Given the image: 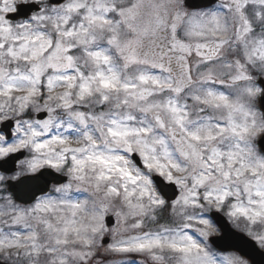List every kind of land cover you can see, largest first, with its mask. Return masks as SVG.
Instances as JSON below:
<instances>
[{"label": "snow or ice", "instance_id": "6c2138e0", "mask_svg": "<svg viewBox=\"0 0 264 264\" xmlns=\"http://www.w3.org/2000/svg\"><path fill=\"white\" fill-rule=\"evenodd\" d=\"M0 264H264V0H0Z\"/></svg>", "mask_w": 264, "mask_h": 264}, {"label": "water", "instance_id": "95a60500", "mask_svg": "<svg viewBox=\"0 0 264 264\" xmlns=\"http://www.w3.org/2000/svg\"><path fill=\"white\" fill-rule=\"evenodd\" d=\"M18 159H22V157H18Z\"/></svg>", "mask_w": 264, "mask_h": 264}]
</instances>
